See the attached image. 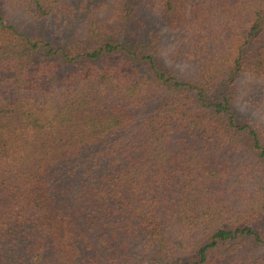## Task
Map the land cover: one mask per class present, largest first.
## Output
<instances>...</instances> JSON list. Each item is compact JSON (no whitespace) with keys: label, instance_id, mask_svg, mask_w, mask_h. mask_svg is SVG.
Segmentation results:
<instances>
[{"label":"trees","instance_id":"16d2710c","mask_svg":"<svg viewBox=\"0 0 264 264\" xmlns=\"http://www.w3.org/2000/svg\"><path fill=\"white\" fill-rule=\"evenodd\" d=\"M0 264H264V0H0Z\"/></svg>","mask_w":264,"mask_h":264},{"label":"rangeland","instance_id":"374dc122","mask_svg":"<svg viewBox=\"0 0 264 264\" xmlns=\"http://www.w3.org/2000/svg\"><path fill=\"white\" fill-rule=\"evenodd\" d=\"M4 10L10 21L18 23L26 30L42 32L47 37L52 34L60 36L68 29V26L60 25L51 19L32 20L11 4H5Z\"/></svg>","mask_w":264,"mask_h":264}]
</instances>
